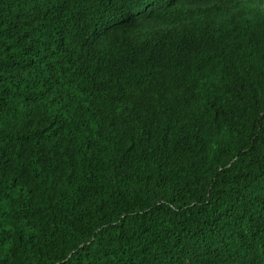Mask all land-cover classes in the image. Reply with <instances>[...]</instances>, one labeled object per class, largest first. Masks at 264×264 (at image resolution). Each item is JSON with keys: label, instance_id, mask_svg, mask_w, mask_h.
Listing matches in <instances>:
<instances>
[{"label": "trees", "instance_id": "16d2710c", "mask_svg": "<svg viewBox=\"0 0 264 264\" xmlns=\"http://www.w3.org/2000/svg\"><path fill=\"white\" fill-rule=\"evenodd\" d=\"M0 264H264V0H0Z\"/></svg>", "mask_w": 264, "mask_h": 264}]
</instances>
